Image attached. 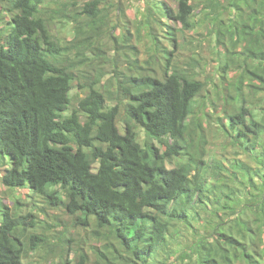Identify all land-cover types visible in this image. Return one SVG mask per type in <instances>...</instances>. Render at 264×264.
Instances as JSON below:
<instances>
[{"label":"trees","instance_id":"16d2710c","mask_svg":"<svg viewBox=\"0 0 264 264\" xmlns=\"http://www.w3.org/2000/svg\"><path fill=\"white\" fill-rule=\"evenodd\" d=\"M140 1L150 60L128 71L115 61L109 104L103 74L80 72L95 57H80L108 32L112 9L119 21L122 0H86L71 41L53 22L78 0H0V183L17 196L0 197V264L42 251L49 264L90 261L83 245L52 255L28 197L90 227L95 264H264V0ZM198 16L216 35L214 76L178 41ZM214 125L244 161L211 153L208 165ZM212 217L213 233L202 228Z\"/></svg>","mask_w":264,"mask_h":264},{"label":"rangeland","instance_id":"374dc122","mask_svg":"<svg viewBox=\"0 0 264 264\" xmlns=\"http://www.w3.org/2000/svg\"><path fill=\"white\" fill-rule=\"evenodd\" d=\"M85 1L86 0H78V4L70 7V9L68 10L69 14L65 18L58 17L53 22L54 31L58 32L60 36L65 37L66 41H71L73 39L72 29H74L75 26L73 22H70L72 21V15L74 13L77 14L81 10V6L85 3ZM168 1L174 9H177V0ZM122 2L124 4L125 12L121 13V15L118 14L119 21L116 22L117 17H115L117 10L112 9V18H114V20L111 21L108 28V32L105 35H95L93 37V40L94 46L96 47H89L87 49V52H85V54H82V56L80 57H95L93 59V62L80 65V72L85 71L89 73H94V71H97V73L99 72L103 74L102 85L105 84V90L110 91V93H105L106 98H108L110 101L109 104H114L117 102L113 98L110 99V97H113V95H115H112L111 93L113 91H116V85L111 82V79L113 78L114 74V65H116L115 61L118 60L119 67L125 68V71H128L130 63L135 64L137 63L136 60H138V64L147 66V61L150 60L149 57L151 55V52H149L151 40L148 38L146 31L141 30L139 36L135 21V17H141L145 5L140 0H122ZM54 7L61 8V5L59 3H55ZM198 19H202V17L198 16V18L194 19L195 22H193L194 26L192 29H186L187 31L185 34V43L184 39L181 36L178 41L181 44L180 48H182L184 51V56L194 55L198 57L206 68V71L211 76H214V69L217 68V65L215 64L216 61L214 60L216 56H213V53L215 51H213L212 47L216 41V35L211 32L212 30L209 21H197ZM115 24V31H113V29L110 30ZM125 26H129L130 33L125 32L129 36V40L123 41L119 39L118 41L119 35L122 34L123 36L122 32H124ZM129 45H136L138 50L136 51L130 49ZM118 46L119 50L116 49ZM221 50L222 52H224L225 47L223 46ZM134 51H136V53H134ZM76 52L79 51L74 49L73 57L75 59L78 58L74 54ZM197 70L201 71L202 67H198ZM79 92L80 90L78 89L76 84L75 88L71 92V95L73 97L72 108L78 106V102L81 96L83 95ZM257 97H264V92L258 93ZM220 102H222V100ZM122 124L124 125V123ZM123 125L120 126L122 130H124V127H122ZM217 129L218 127L214 125L213 131L209 133V144L206 145L207 151L209 150V156L205 157V159L207 158L208 165L213 168V166H211V153H218L219 161H221L222 164L223 159H235L239 161H244V158L247 155L239 153L238 146H236L235 144L233 145L230 142V138L225 135L227 134L226 131L224 132V136L219 134L217 138L215 137ZM139 132L140 137L143 138L144 132L141 130ZM0 157H2L1 154ZM6 158L9 159L10 157L6 155ZM14 195L15 193L13 190L5 188V186L0 183L1 198H6L9 203H12L16 200L17 197ZM28 198L29 199H26L28 203L23 205V209L25 211H35V213L38 215L40 221L39 231L43 234V236L48 238L49 243L51 245H55V250L52 255L57 258L61 257V247L64 246V251L67 252L66 249H68V252L70 253L69 255L71 257L75 254L76 250H78L79 247L83 245L87 248L90 255V261L88 262V264H95L96 255L90 249V245L92 243H95V239L92 236V229L90 227L84 228L82 226L74 225L73 217H70L69 214H66L58 207L50 206L47 200L42 197H38L35 201L31 200L30 197ZM202 213L205 214L204 217H207L208 212ZM215 221L216 219L213 217L211 220L205 218L204 220H202V228L213 233L215 231L213 229ZM226 228L227 227L224 226L223 230L221 229L222 235H224L227 231ZM188 234L189 235H186V237L184 238L186 244H183L182 247L187 246V244L190 245L193 241V236L190 234V232H188ZM46 253L50 254L47 251L37 252L34 253V255L32 253L28 255L25 260L27 264H49L48 259L46 257ZM40 259H42L41 263L39 262Z\"/></svg>","mask_w":264,"mask_h":264}]
</instances>
